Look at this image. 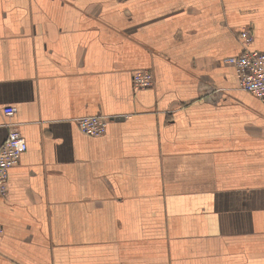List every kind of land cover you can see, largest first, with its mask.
I'll use <instances>...</instances> for the list:
<instances>
[{"label": "crops", "instance_id": "obj_1", "mask_svg": "<svg viewBox=\"0 0 264 264\" xmlns=\"http://www.w3.org/2000/svg\"><path fill=\"white\" fill-rule=\"evenodd\" d=\"M245 27L264 51V0H0V146L28 143L0 264H264V103L226 62Z\"/></svg>", "mask_w": 264, "mask_h": 264}, {"label": "built area", "instance_id": "obj_2", "mask_svg": "<svg viewBox=\"0 0 264 264\" xmlns=\"http://www.w3.org/2000/svg\"><path fill=\"white\" fill-rule=\"evenodd\" d=\"M243 51L226 60L234 67L238 81V89L248 92L264 103V51L251 48L255 37L250 27H245L239 34ZM133 88L136 91L151 89L155 85V76L149 70H137L132 78ZM225 89L209 86L203 92V99L210 102H220ZM13 110L6 111L12 114ZM115 116L102 113L83 115L75 119L81 132L87 136L101 137L107 133L109 122ZM8 134L0 146V195L7 196L9 189V170L17 165L23 154L28 150V143L24 137L19 123L7 125ZM0 220V235L4 233Z\"/></svg>", "mask_w": 264, "mask_h": 264}]
</instances>
